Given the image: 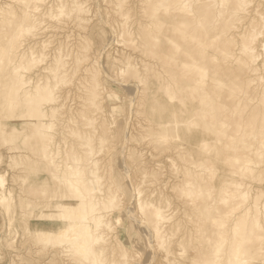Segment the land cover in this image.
I'll use <instances>...</instances> for the list:
<instances>
[{
  "label": "bare ground",
  "instance_id": "bare-ground-1",
  "mask_svg": "<svg viewBox=\"0 0 264 264\" xmlns=\"http://www.w3.org/2000/svg\"><path fill=\"white\" fill-rule=\"evenodd\" d=\"M98 1L120 27L119 46L155 67V106L136 109L133 131L178 130L183 162L169 170L157 160L160 140L145 148L119 142L123 122L107 111L113 91L100 53L111 81L143 79L135 62L110 50L94 17ZM135 4L0 0V150L8 157L0 159V212L9 228L20 215L24 230L18 241L6 227L1 241L37 259L114 263L134 246L125 230L107 232L119 207L160 243L173 234L169 247L156 245V264H264V0ZM122 169L127 177H118ZM17 199L26 210H15ZM182 207L195 215L178 217ZM203 208L218 210V219ZM178 247L186 254L177 259Z\"/></svg>",
  "mask_w": 264,
  "mask_h": 264
},
{
  "label": "rangeland",
  "instance_id": "rangeland-1",
  "mask_svg": "<svg viewBox=\"0 0 264 264\" xmlns=\"http://www.w3.org/2000/svg\"><path fill=\"white\" fill-rule=\"evenodd\" d=\"M133 2V7H136V0H130ZM101 7L100 2L98 1V4L96 6V12H95V19L99 21V26L104 29V36L108 41L112 43L110 46V50L118 49L124 54L126 57L130 58L133 62L137 64V67L141 69V78L143 79V83L140 84H132V83H121L117 81H111V78L109 75H106L105 71V59L107 58V52L104 50L100 53V59H101V75L104 76L105 80L108 81V84L112 88V97H108L106 104L108 105L107 111L109 113L113 112V118L115 120H122V124L118 125L117 127V135L119 137V142L125 145L134 146L137 145L139 148H145L147 144H150V147H153L156 141H161L162 145L157 146L155 148V151L157 152V160L162 161V164L168 163L166 169L169 170V167L173 163H180L183 162L182 158L183 155H180V152L178 151L177 147V135L179 134L178 130H169V131H159V132H152V134L144 137L141 135H138L135 131H133V123H134V113L136 112V109L140 106H144L145 104H150L152 108L155 106L153 102H151L150 97L153 96L151 92H153V88L149 90L151 85V80L153 77V72L155 71V67L151 65L150 61L144 57V55H136L130 53V51L126 48H123L122 46H119L117 36L120 31V27L118 26L117 22L112 20L113 14L110 17L111 22L114 24L111 25L110 22L107 21L108 17L105 13H101ZM110 16V15H109ZM94 21V20H93ZM141 61L143 64H145L146 67H143ZM158 71H161L160 69ZM145 87L147 89L145 90ZM145 91V92H144ZM143 97V101L140 102V99ZM161 104H164V101L161 102ZM117 108H114V107ZM142 112H145L143 108H141ZM158 112H160V109H158ZM111 115V114H110ZM140 118H145L146 114L142 113L139 115ZM217 117L214 118V120ZM203 123H208L207 121H204ZM169 127L172 126V121L169 122ZM161 136H164V138H160ZM152 141V144L150 143ZM165 147H164V143ZM189 156V155H188ZM8 157L6 156V151L4 149L0 150V159L6 160ZM190 158V156H189ZM118 166L122 164V161L118 157L116 159ZM129 162H132V159L129 160ZM3 175L5 176V179H10V172L7 170L3 172ZM123 176L127 177V172L125 169H122V171L118 174V177ZM17 181L19 184L22 183V177L17 176ZM166 181L168 182V179L166 177ZM127 194L132 193L131 188L128 186V190L125 191ZM55 194V191L48 190L46 193L47 196H52ZM24 199L23 201H31L33 202V199L30 200L28 198L29 192L23 191ZM121 197V196H120ZM55 199H58L57 197H54ZM212 198H214L212 196ZM59 200V199H58ZM125 200H123L124 202ZM12 203L15 205V210L18 212L21 210H26V208H21L20 206V200H12ZM121 205V202H120ZM132 206V209L135 211V213L139 212L138 206H135L134 204H130ZM218 210L215 208H203L201 209V213L204 215H207L210 218L216 217L218 219ZM194 214L192 210H186L182 207V211L177 213L178 217H184L186 219L191 218ZM27 217V215H26ZM112 219L111 222L113 224V227L115 229L108 230L109 235L113 234L114 232H118L120 230H125L126 235L129 237V242H132L134 246L129 247L128 255L127 256H121L120 254H117L113 257L114 263L109 264H117L120 262H125V264H156V259L152 256L153 251L155 250L156 245H163V246H170L173 243L174 236L170 231L165 232V236L163 241L160 243L157 241V239H154L153 237L149 236V234L146 232L144 227H141L138 224V220L136 217L132 216L128 213V209H120L115 208L114 213H112ZM120 217V218H119ZM123 217V219H121ZM21 216L18 215L13 220V227L11 226L9 228L7 220L3 217V215L0 212V264H20L22 263L21 259H29L33 260L35 264H63L62 261L57 260V257H53L52 259L48 260L44 258L43 256L39 259L33 257L30 254L22 253V251L18 248H12L9 247L2 239V235L6 234L7 228L11 232V236L9 239H11L15 234L12 232L13 230H17V240L20 241L21 236L24 232L23 227H21L23 224L20 220ZM130 219V222L127 225H123L122 222H128ZM27 224H32L30 221H27ZM148 236L150 237L151 241L149 243ZM8 239V240H9ZM28 244H31L28 242ZM41 245L42 242H41ZM182 247H178L176 249V257L177 259L181 256H184L186 254V251L184 249H181ZM35 249V247H34Z\"/></svg>",
  "mask_w": 264,
  "mask_h": 264
}]
</instances>
